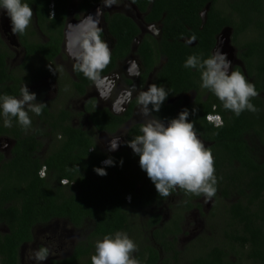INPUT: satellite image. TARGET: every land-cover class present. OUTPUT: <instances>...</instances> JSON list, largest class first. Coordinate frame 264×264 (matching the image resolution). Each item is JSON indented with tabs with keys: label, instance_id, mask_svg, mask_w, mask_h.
Instances as JSON below:
<instances>
[{
	"label": "flooded vegetation",
	"instance_id": "obj_1",
	"mask_svg": "<svg viewBox=\"0 0 264 264\" xmlns=\"http://www.w3.org/2000/svg\"><path fill=\"white\" fill-rule=\"evenodd\" d=\"M55 1L50 0L48 5V20L52 19L49 16L51 12H54L55 16ZM152 2L153 0L147 3L116 0L114 4L107 6L106 0H68L61 37L53 33L58 50L55 51L56 48L53 47L55 52L49 51V57L36 50L28 53L24 47L25 39L33 43L49 41L48 35L37 25L34 5L29 4L33 11L30 22L32 27L24 32L25 39L19 33L13 34L11 26L8 28V25L4 24L6 19H10L3 10H0V22L5 26L0 27V95H9L8 90L16 89L17 93L11 96L19 98L20 88L24 82L28 90L36 94L37 102H43L47 106L39 116L29 112L31 126L22 129L18 124L17 138L8 133L0 134V163L10 161L15 156L13 150L16 143L21 142L23 145L26 140H31L32 143L24 145L25 150L33 152V155L43 160L51 148L66 138V133L63 134L61 128L67 130V127H70L78 129L83 135L91 136L93 144L89 151L98 150L106 155V158H112L114 163L118 160L115 164H120L122 160L123 165H127L125 159L131 160L133 169L140 168L138 155L124 142L141 134L140 125L143 119L138 114L136 96L152 83L163 85L169 91L160 111L153 113V117L157 116L166 124L169 119L176 118L183 109L187 108L191 113L193 107L197 108V113L190 114L189 120L194 124L198 138L210 149L214 141L205 137L211 132L207 133L208 130L204 126L203 112L209 110L207 114L220 115L223 125L228 123L234 113L225 110L221 101L210 90L201 87L199 71L185 68L184 64L191 55L202 59L208 58L217 48L227 53L228 59L232 62V70L240 71L248 82L255 85L259 93L250 101L259 111L248 113L255 115L264 112V0H172L176 11H171L170 14L168 10L159 7L153 9ZM22 3L27 1L22 0ZM158 12L159 16L153 17L157 16ZM120 15L129 18L138 28V32L125 47H120L119 37L114 34L110 25L112 22L115 26ZM216 19L219 23L215 26L213 35L204 41L206 24ZM93 21L97 22L100 38L107 42L111 53L110 63L100 73L99 81L87 79L73 67L76 63L74 56L79 48L72 44V40L87 32ZM168 21H171L172 35H176L175 41L185 45L187 53L186 60L182 58L179 64L182 73L175 86L164 74L169 61L167 52L170 48L165 46L164 42L168 40L169 44H173V40L166 37L163 31L164 23ZM67 28L73 30V35L70 31L67 36L65 32ZM193 36L194 41L191 39ZM144 45H150L148 51L143 48ZM109 115L119 119L116 125H110L112 119ZM0 119L3 123L2 115ZM117 136L120 137L119 146L116 150L110 151L109 140ZM254 137L252 131L243 134V138L248 142L256 141L252 145L263 153L264 160V144ZM141 185L142 183H137L134 189L138 198ZM176 194L178 193L170 196V201ZM130 198L131 204L133 197L130 195ZM178 208L173 211L168 202L147 208H130L128 213L130 221L136 218L134 211L145 209L151 212L137 225L143 236L141 240L137 238L135 243L138 231L134 233L135 229L132 226L124 232L130 234L128 237L138 246V251L151 245L162 257L161 246L158 247L153 238L154 228L162 227L165 223L173 226L176 220L183 231L174 242L176 248L180 238L188 237L185 217L193 208ZM155 214L159 216L158 223L149 226ZM53 220H61L64 225L57 224L54 231L52 229L49 232L51 236L57 235L56 231L59 232L58 239L54 241L58 245L54 251L58 253L51 255L47 264L71 256L78 242H85L86 245L93 225L92 221H85L81 227L76 228L67 219ZM73 231L78 239L69 248ZM66 241L69 247L65 246ZM25 244L28 243L23 245ZM136 253L137 251L133 256ZM229 258L231 259L230 256Z\"/></svg>",
	"mask_w": 264,
	"mask_h": 264
},
{
	"label": "trees",
	"instance_id": "obj_2",
	"mask_svg": "<svg viewBox=\"0 0 264 264\" xmlns=\"http://www.w3.org/2000/svg\"><path fill=\"white\" fill-rule=\"evenodd\" d=\"M26 1L34 5L37 25L48 35L49 41L29 42L23 33L20 36L25 39L24 47L28 53L36 50L49 57V51H54L53 47L56 48L55 51L58 50L53 33L61 37L68 0L55 1V16L49 20L50 0ZM130 1L147 3L150 0ZM156 7L168 10L169 14L176 11L172 0H153L152 8ZM158 16L159 12L153 17ZM118 20L115 26L112 22L110 25L114 34L119 37L120 47H125L138 32V28L123 15ZM170 22L164 23L163 27L165 36L173 40V44H169L168 40L164 42L165 46L170 47L164 74L175 86L182 73L179 64L182 58L186 60L187 53L185 45L175 41L176 35H172ZM218 23L216 19L206 24L204 41L213 35ZM143 48L148 51L150 45H144ZM8 93L12 95L17 92L13 89L8 90ZM208 112L209 110L203 112V122L207 133H211L205 137L214 141L209 150L214 159L217 178V191L212 198L216 202L219 199H235L226 205V215L219 231L225 242L216 245L198 238L199 242L192 243L199 244L192 252L189 264H264L263 153L252 145L256 141L248 142L243 138L244 133L252 131L255 140L264 144V112L253 115L245 110L239 117L233 114L222 127L212 126L205 121L204 116ZM109 117L112 119L111 126L119 121L115 117ZM17 125L15 118H12L11 127H5L0 119V134L8 133L17 138ZM61 130L63 134L66 133V138L51 148L43 160L33 155V152L25 150L24 145L32 143L31 140H26L23 145L21 142L16 143L13 150L15 156L10 161L0 163V264H19V249L24 243L33 240L32 228L53 219H67L76 228L81 227L85 221H92L93 225L86 245L85 242H78L71 256L57 262L52 261V264H91L90 257L95 253L97 240L117 231L128 230L130 208H147L169 203L170 196L174 193L181 194L183 199L179 205L169 204L170 208H201L195 201L199 196L186 194L183 189H175L169 198L160 197L146 172L141 168L133 169L131 160L125 159L128 166L115 164L118 160L113 166H99V161L106 158V155L98 150L89 151L93 144L91 136L83 135L75 128L67 127L66 130L63 127ZM44 166L46 176L42 179L39 172ZM94 168H104L107 175H98ZM63 179L68 183H61ZM137 183H142L139 198L134 193ZM126 195L133 197L131 204L126 202ZM213 209L215 210V206ZM158 220L159 216L153 215L149 226L157 224ZM178 225L174 220L173 226L165 223L162 227L154 228L153 238L158 247L161 246L162 257L151 245L137 251L134 257L141 264H179L180 251L174 242L183 231ZM95 238L97 240H92ZM227 242L228 249L223 245ZM230 252L236 259L231 261Z\"/></svg>",
	"mask_w": 264,
	"mask_h": 264
},
{
	"label": "clouds",
	"instance_id": "obj_3",
	"mask_svg": "<svg viewBox=\"0 0 264 264\" xmlns=\"http://www.w3.org/2000/svg\"><path fill=\"white\" fill-rule=\"evenodd\" d=\"M116 0H106L107 6ZM0 10H3L10 19L13 34H23L28 28L32 17V8L22 0H0ZM49 16L53 19L54 12ZM91 18V15H89ZM195 40V36L191 38ZM72 44L79 48L75 54L74 70L81 72L87 79L100 80V73L110 63L111 53L106 41L100 38V29L93 21L87 32L72 40ZM185 68L196 69L200 73L201 87L210 90L221 101L225 110H230L239 117L247 110L256 113L259 109L250 101L259 95L255 85L248 82L240 71L232 70V62L226 52L217 48L208 58L191 55L184 64ZM169 91L163 85L149 84L146 90L136 96L139 106V115L143 122L140 125V135L125 141L133 153L139 157V166L146 172L147 177L154 184L160 197H169L179 188L186 194L203 195L205 200L216 194L217 178L215 176L214 159L211 151L198 138L195 126L189 116L198 111L193 107L191 113L187 108L180 111L176 118L169 119L165 124L153 113L160 111L161 105L167 99ZM151 106V107H149ZM47 107L43 102H37L36 94L28 90L23 82L20 88V97L8 94L0 95V115L4 117V126H12L15 118L22 129L31 126L29 112L39 116ZM215 109V106H213ZM205 119L215 127H222L223 120L218 114H207ZM120 137L109 140V150L118 148ZM103 161L102 166L100 161ZM99 161V166H113L112 158ZM121 165L123 161L119 162ZM76 171L79 172L78 167ZM100 175H107L104 168H94ZM39 176H46V166L42 167ZM61 183L67 184V180ZM130 199V195H126ZM128 202V201H127ZM138 246L127 233L117 231L105 235L95 242V253L90 257L91 264H141L133 256ZM49 255L47 248H40L34 258L44 261Z\"/></svg>",
	"mask_w": 264,
	"mask_h": 264
},
{
	"label": "rangeland",
	"instance_id": "obj_4",
	"mask_svg": "<svg viewBox=\"0 0 264 264\" xmlns=\"http://www.w3.org/2000/svg\"><path fill=\"white\" fill-rule=\"evenodd\" d=\"M4 24L8 25V28L11 26L10 20H5ZM4 25L0 22V27L2 28ZM5 27V26H4ZM32 25L29 24L28 28H31ZM28 28L26 30H28ZM183 196L181 194H176L171 199L169 204H177L181 202ZM126 199V198H125ZM235 198H231L227 201V199H219L217 202L213 199L205 200V197H198L195 199L196 202L200 204V209H191L190 212L186 214L185 217V230L188 233L187 238H180L178 243L176 244L178 247V250L180 251L179 255V264H189L190 257L193 256V251L196 250V246L198 244H192L194 241L199 242L198 238L206 239V242H213L216 245L222 244L225 242L223 237H221L219 231L221 229V223L224 220L225 214V208L226 205L230 202V200H234ZM128 201V202H127ZM127 203L131 202V198H127ZM133 202V200H132ZM215 206V210L213 207ZM173 211H175V208H172ZM163 211V210H162ZM149 210L143 209V211H134L136 214V218L133 219V221H130L128 219V228L131 226L133 229L131 231L136 233L139 229L137 228V225L140 221H143L146 216L149 214ZM134 217V216H133ZM61 220H53L49 222L48 224H38L33 228L32 235H33V241L31 243L25 244L21 247L19 250V263L20 264H47L46 262L49 260L51 255L57 254L58 252H55L54 249H56L55 240L58 239L57 235L59 234L58 231H56L57 235L51 236L49 233L52 229L54 231V226L57 224L59 226H63L64 222H60ZM58 222V223H56ZM67 226V225H65ZM89 226V225H88ZM52 231V232H53ZM62 234L64 232H61ZM130 235V234H127ZM190 235V236H189ZM206 236L208 238H206ZM69 237V235H68ZM63 238V235H62ZM72 241L70 242V247L68 246V242H65V246L71 248V245L75 243V241L78 239L75 237V231L72 232ZM137 238L141 240L143 236L140 234V232H137V236L135 237V243L137 242ZM61 239V237H60ZM183 240V241H182ZM198 240V241H196ZM225 247L226 244H223ZM191 246H193L191 248ZM47 248L49 250V255L46 260L44 261H38L34 258L35 253L41 248ZM65 248V247H64ZM195 254V253H194ZM229 256L231 259H236V257L233 256V254L230 252Z\"/></svg>",
	"mask_w": 264,
	"mask_h": 264
},
{
	"label": "water",
	"instance_id": "obj_5",
	"mask_svg": "<svg viewBox=\"0 0 264 264\" xmlns=\"http://www.w3.org/2000/svg\"><path fill=\"white\" fill-rule=\"evenodd\" d=\"M70 31H71V34L73 35V30H72V29H70V28H67V29L65 30V32H66V34H67V36H69V34H70Z\"/></svg>",
	"mask_w": 264,
	"mask_h": 264
},
{
	"label": "built area",
	"instance_id": "obj_6",
	"mask_svg": "<svg viewBox=\"0 0 264 264\" xmlns=\"http://www.w3.org/2000/svg\"><path fill=\"white\" fill-rule=\"evenodd\" d=\"M105 160H106V159L100 161V164H101L102 166H106L105 164H103V161H105ZM63 180H65V179H63ZM127 198H129V197H127Z\"/></svg>",
	"mask_w": 264,
	"mask_h": 264
}]
</instances>
